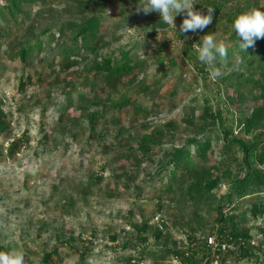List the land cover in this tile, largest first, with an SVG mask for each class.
<instances>
[{
	"label": "trees",
	"instance_id": "trees-1",
	"mask_svg": "<svg viewBox=\"0 0 264 264\" xmlns=\"http://www.w3.org/2000/svg\"><path fill=\"white\" fill-rule=\"evenodd\" d=\"M55 1L59 0H0V50L4 44L0 61L4 57L22 64L17 90L23 91L34 81L43 82L52 73L55 77L46 84L52 89L61 87V93L55 97L47 92L44 98L32 102L41 111L39 131L43 130L42 121L47 111L57 110L53 130L44 132L41 142L52 135L56 142L68 137L74 139L76 130L88 131L94 136L98 133V123L106 121L107 114L112 115V121L119 122L115 112H122L127 106H132L135 113L146 118L150 112L141 105L136 106L139 94L151 99L152 109L162 107L165 100L177 94L180 86L158 93L159 78L155 84L140 78L143 59L135 55L132 48L123 45L101 52L106 44L104 37L109 33L103 22L109 0H60L65 3L63 14L68 12L69 17L35 32L38 21L45 16H54L55 11L61 14V10L52 5ZM204 1L214 7L213 21L221 18L224 1ZM33 5L39 6L34 12ZM244 6L249 10H264V6L251 1H246ZM240 12L236 9L229 14L226 17L228 24L231 25L234 16ZM229 36L227 56L216 62V67L226 71L220 79H211V69L198 61L197 50L190 43L185 47L180 64H176L177 68L181 63L192 62L200 78L205 83L208 79L214 85L217 97L214 103L203 97L201 112L196 118L194 111L186 116L184 121L190 125L191 132L184 141L178 145L172 143L170 149L156 158L152 156L154 149L163 143L164 136L173 135L177 128L175 122L168 121L148 132L126 130L127 146L112 156L117 166L112 169L120 171L118 177L127 173L123 160L130 161L135 169H139L144 161L155 162L144 181L145 184L158 183V194L153 196L157 203L160 205L162 198L169 203L183 199L207 203L215 213L214 223L199 236L195 234L197 227L188 221L191 231L185 234V240L171 239L168 245L166 238L160 250L150 249L147 230L159 243L161 228L150 226L146 220L133 223L135 233L123 238L119 246L123 250L130 249L121 258L124 264H141L149 255L152 256L151 264H161L167 254L175 258L176 264H227L231 259L238 263L248 258L254 259L253 264H264L263 241L256 243V238L237 218L264 215V37L256 39L253 46L243 51L233 30ZM88 59L91 63L86 71L79 72L80 64ZM170 63L175 66L174 60ZM38 64H44L48 70H38ZM26 68H34V74L25 72ZM160 94L161 98H158ZM229 105L235 106L236 116ZM10 126L9 113L0 99V133L9 130ZM27 140L24 135L13 136L5 148L6 157L13 158L21 142ZM215 152L219 154L218 158H213ZM100 170L94 180L89 178L85 185L99 182L105 166ZM125 180L124 190L134 187L138 196L142 193L140 186ZM223 182L227 184L226 190L217 194ZM117 194L116 190L108 193L109 196ZM244 199L248 201L247 207L237 211ZM259 231L264 237L262 226ZM164 235L168 236L167 233ZM208 236L214 237V244L207 243ZM110 238L115 240L117 235ZM57 249L43 252L41 263L53 260ZM112 249H116L115 246ZM3 250L8 249L0 244V251ZM24 253L25 264H30L27 252ZM88 256L85 248L80 250L74 264H87Z\"/></svg>",
	"mask_w": 264,
	"mask_h": 264
},
{
	"label": "rangeland",
	"instance_id": "rangeland-1",
	"mask_svg": "<svg viewBox=\"0 0 264 264\" xmlns=\"http://www.w3.org/2000/svg\"><path fill=\"white\" fill-rule=\"evenodd\" d=\"M223 1L221 18H216L202 30L188 33L179 32L183 14L174 17V29L170 24L162 22L159 13L155 11L148 14L138 12V2L134 0L108 1L103 22L107 24L109 33L104 37L106 44L101 52L123 45L132 48L135 55L143 59L140 78H145L150 84H155L157 78L160 79L156 86L159 88L158 93L180 87L172 99L168 98L162 107L154 109L151 99L139 94L136 106L145 107L150 112L148 117L135 113L132 106H127L122 112H115L120 118L119 122L112 121V115L107 114L106 121L98 123V133L94 136L89 135L88 131L81 133L76 130L77 136L74 139L68 137L62 142H56L52 135V138L49 136L45 142H41L44 132L53 130L57 110L47 111L42 121L43 130L39 131L41 111L32 102L37 98H44L47 92L55 97L61 93V87L52 89L46 84L55 77L52 73L43 82L28 83L23 91H18L22 64L18 60L1 59L0 99L11 119L9 130L0 133L1 245L8 250L27 252L30 264H74L78 261L79 251L84 248L89 254L85 261L87 264H124L121 258L130 249L123 250L119 246L123 238L135 233L133 223L140 224L146 220L150 226L161 228L159 243L151 231L147 230L151 250H160L161 243L166 238L168 245L171 244V239L178 242L185 240V234L191 231L187 226L189 222L197 227L195 234L199 236L208 230L210 224L214 223L215 213L207 203H195L186 199L169 203L162 198L159 205L157 199L153 198L158 194V183L145 184L144 180L152 172L155 162L144 161L139 169H135L130 161L123 160L127 173L118 177L120 171L112 169L117 168L112 156L117 150L127 146L126 130L132 133L148 132L173 121L177 125L174 134L164 136L163 143L154 149L155 153L152 155L155 158L160 156L163 151L171 148L172 143H182L191 132L190 125L184 119L192 111L196 118L201 112L203 97H208L211 103L216 101L214 85L208 79L205 83L200 78L192 62L181 63L177 68L176 64H180L185 47L190 43L196 49L199 38L207 32H214L216 38L225 44L230 43L231 37L228 35L232 28L226 17L236 9L242 12L249 10L244 6L246 1L264 6V0ZM52 5L56 10H61V14L55 11L54 16H45L38 21L35 32H39L47 24L59 23L69 17L68 12H62L65 5L63 1H55ZM207 6L204 0H197L193 5L194 10L202 13L206 12ZM38 7L33 5L32 12ZM89 59L80 64L79 72L86 71L91 63ZM173 60L175 66L170 63ZM36 68L48 70L44 64H38ZM27 71L34 74V68H26L25 72ZM219 71L220 75L215 77L217 79L226 73L224 68H219ZM193 78H197V84ZM215 78L211 76L212 80ZM18 106L20 109H17ZM229 107L236 116L235 106ZM22 135L28 137L27 142H21L13 158L6 157L5 148L11 138ZM218 157L219 154L215 152L213 158ZM102 166H105L102 179L96 184L85 185L89 178L93 179L100 173ZM126 178L128 182L142 188L139 196L134 187L124 190ZM226 186L223 182L217 194L226 190ZM112 190H116L118 194L109 196L108 193ZM241 205L237 211L246 208L248 201L244 199ZM237 218L256 238V243L263 241L264 244V237L259 231V226L264 228V215ZM166 233L167 237L164 235ZM115 234L117 238L112 240L110 236ZM114 246L116 249H112ZM54 248H58L57 256L47 263H41L43 252ZM151 260L152 256L149 255L141 264H151ZM253 260L248 258L235 263L231 259L227 264H253ZM160 262L176 264L175 258L169 254Z\"/></svg>",
	"mask_w": 264,
	"mask_h": 264
},
{
	"label": "clouds",
	"instance_id": "clouds-1",
	"mask_svg": "<svg viewBox=\"0 0 264 264\" xmlns=\"http://www.w3.org/2000/svg\"><path fill=\"white\" fill-rule=\"evenodd\" d=\"M197 0H139L137 11L148 14L159 13V19L170 24L174 29V17L183 14L179 25L180 33L197 32L206 28L213 21L214 7L207 6L206 12L194 10ZM231 28L238 39L239 47L245 51L254 45L256 39L264 37V10L251 9L234 16ZM144 39V34H143ZM184 41L181 39V43ZM198 61L211 69V76L220 75L216 67L218 58H224L228 53V46L218 40L214 32H207L196 43ZM0 264H25V253L22 250L9 249L0 251Z\"/></svg>",
	"mask_w": 264,
	"mask_h": 264
},
{
	"label": "built area",
	"instance_id": "built-area-1",
	"mask_svg": "<svg viewBox=\"0 0 264 264\" xmlns=\"http://www.w3.org/2000/svg\"><path fill=\"white\" fill-rule=\"evenodd\" d=\"M207 243L208 244H214V237L213 236H208L207 237ZM225 245H222L221 247L224 248ZM230 246V245H229Z\"/></svg>",
	"mask_w": 264,
	"mask_h": 264
}]
</instances>
